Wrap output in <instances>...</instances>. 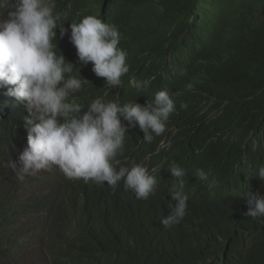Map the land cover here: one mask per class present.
Masks as SVG:
<instances>
[{"label":"clouds","instance_id":"obj_1","mask_svg":"<svg viewBox=\"0 0 264 264\" xmlns=\"http://www.w3.org/2000/svg\"><path fill=\"white\" fill-rule=\"evenodd\" d=\"M63 2L78 22L57 12ZM113 9L107 0H0V88L27 112V146L18 163L0 165L19 181L58 170L55 206L79 214L68 234L91 219L146 264H161V255L172 264H264V142H255V157L231 148L225 169L210 146L218 139L195 119L213 102L200 101L195 116L167 90L144 102L124 96L131 50L110 23ZM179 53L166 55L170 66ZM153 82L130 77L138 91ZM51 241L50 231L21 257L43 248L49 264ZM78 252L68 264H87Z\"/></svg>","mask_w":264,"mask_h":264},{"label":"trees","instance_id":"obj_2","mask_svg":"<svg viewBox=\"0 0 264 264\" xmlns=\"http://www.w3.org/2000/svg\"><path fill=\"white\" fill-rule=\"evenodd\" d=\"M77 3L85 5L87 0ZM107 3L118 12L110 23L119 28L123 42H128L131 50L132 57L127 54L129 63L126 59L129 72L124 80L128 83L124 96L144 102L150 94L167 90L174 94L181 109L192 107L195 116L200 101L213 102L208 111L200 112L195 119L210 139H218L211 141L210 146L227 162L225 169L230 167L231 148L248 152L250 157L262 152L253 150L257 140L264 142V0H107ZM69 5L70 2H63L56 10L78 22L77 8L72 10ZM171 53H179L174 67L166 58ZM132 75L137 82L153 78L155 82L147 90L138 91L130 84ZM189 84L191 89L187 87ZM6 90L0 88V161L6 163L11 159L18 163L19 154L27 146L23 120L27 112L15 98L5 95ZM194 97L196 103L192 106ZM222 107L225 108L219 109ZM218 109L224 110L223 114L209 121L210 114ZM227 134L236 143L230 138L225 141L223 136ZM56 172L19 181L15 172L0 165V264H22L24 249L29 244H38L35 240L38 228L46 229L45 238L50 231L53 236V241L45 246L49 264H68L74 252L80 257L79 249L87 255V264H146L140 260V253L124 245L114 234L96 230L91 219L79 223L78 234H68L69 225L79 219V214L76 209L55 206L58 185L62 187V176ZM30 219L38 224L34 235ZM46 223L49 229L43 226ZM71 247L74 248L69 250ZM159 259L161 264H172L168 255Z\"/></svg>","mask_w":264,"mask_h":264},{"label":"rangeland","instance_id":"obj_3","mask_svg":"<svg viewBox=\"0 0 264 264\" xmlns=\"http://www.w3.org/2000/svg\"><path fill=\"white\" fill-rule=\"evenodd\" d=\"M51 169H54V166ZM33 219H34V217H33ZM30 220H31L30 226H31V228H33L34 223H33L32 219H30ZM43 226H45L47 229H49V223H46ZM45 231H46V229H43V228H40V229L38 228V230H37V237H36L37 240L39 239V237L42 238V239L38 240V242L40 244L45 243V237L43 236ZM31 232H32V234H34L33 230ZM22 256H27V255H22ZM45 261H47V256H46L45 250L43 248H39V247H37L35 251H33L31 248L30 249V256H28L26 258L20 257V262L22 264H44L43 262H45ZM46 264H48V263H46Z\"/></svg>","mask_w":264,"mask_h":264}]
</instances>
